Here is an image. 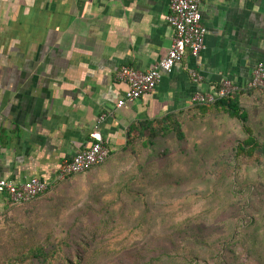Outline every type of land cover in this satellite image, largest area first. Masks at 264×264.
I'll use <instances>...</instances> for the list:
<instances>
[{
  "label": "crops",
  "instance_id": "1",
  "mask_svg": "<svg viewBox=\"0 0 264 264\" xmlns=\"http://www.w3.org/2000/svg\"><path fill=\"white\" fill-rule=\"evenodd\" d=\"M168 11L169 0H0V176L52 181L63 160L90 147L94 129L110 151L102 164L55 181L28 203L11 205L0 193V217L28 206L60 216L76 208L69 200L94 189L106 193V184H120L133 127L173 114L184 122L226 115L201 116L193 103L223 79L242 91L238 101L250 117L246 103L261 102L248 85L264 63V0H201L205 49L163 72L152 93L116 106L128 88L116 78L119 69L145 72L170 49ZM191 68L200 83L191 80ZM96 198L88 195V204Z\"/></svg>",
  "mask_w": 264,
  "mask_h": 264
},
{
  "label": "rangeland",
  "instance_id": "2",
  "mask_svg": "<svg viewBox=\"0 0 264 264\" xmlns=\"http://www.w3.org/2000/svg\"><path fill=\"white\" fill-rule=\"evenodd\" d=\"M262 92L253 90L261 102L246 107L264 142ZM181 122V140L174 133L146 146L138 139L125 156L120 184L88 193L99 197L92 204L84 194L60 216L38 215L32 206L1 216L0 264L40 250L47 264H111L127 261L121 254L133 242L146 264H189L184 258L191 255L199 264H264V159L235 156V142L245 134L227 114ZM215 127L222 136L213 134Z\"/></svg>",
  "mask_w": 264,
  "mask_h": 264
},
{
  "label": "built area",
  "instance_id": "3",
  "mask_svg": "<svg viewBox=\"0 0 264 264\" xmlns=\"http://www.w3.org/2000/svg\"><path fill=\"white\" fill-rule=\"evenodd\" d=\"M200 2L201 0H169L166 20L174 31L170 49L160 61L145 72L126 65L119 69L116 78L125 82L128 88L123 97L117 101L116 106L122 107L143 95L152 93L163 72L171 71L173 66L186 55L197 57L205 49L207 30L202 23ZM188 74L193 82H201L202 76L195 69H189ZM248 88L264 89L263 62L257 63L253 69ZM238 90L229 79H223L213 93L197 92L193 96V103L198 106L211 104L218 99L231 96ZM103 119L104 116H101L98 122ZM90 137L94 140L90 147L78 152L71 159L63 160L52 181L30 177L22 183H14L0 176V193L6 195L11 205L28 203L46 193L55 181H62L70 175L88 171L102 164L108 159L110 151L96 129L90 133Z\"/></svg>",
  "mask_w": 264,
  "mask_h": 264
},
{
  "label": "trees",
  "instance_id": "4",
  "mask_svg": "<svg viewBox=\"0 0 264 264\" xmlns=\"http://www.w3.org/2000/svg\"><path fill=\"white\" fill-rule=\"evenodd\" d=\"M258 88H251V90H255ZM250 90V89H249ZM242 92V91H241ZM239 90L232 94L229 97L218 99L217 101L206 104L200 105L197 107L199 109V113L201 116H205L206 114L210 113L211 111H218L227 114L232 119H238L244 131L245 136L240 139L235 146V156L237 158H246L248 160H253L254 162H262L264 159V142L260 141L256 136L253 127L248 123L249 114L246 110H244L238 101V94L241 93ZM136 133L130 132L128 134V142L127 148L131 152L134 150V146L137 143V140L144 137L146 139L145 146L150 144L152 140L156 138H160L170 133L176 134L177 138L180 140L184 137V131L182 127V122L180 119L175 115H169L164 118L160 119H153L139 123L132 129ZM167 238L168 241L171 237L164 236ZM69 244V243H68ZM207 245V243H206ZM70 246V244H69ZM67 247V243L65 244V248ZM65 248L60 249L61 253L65 252ZM139 248L136 246L135 242H133L127 249H125L121 256L126 257L127 261L119 260L117 262L112 261L111 264H146L149 263L146 257L142 256L141 252H138ZM29 254V259L20 258L21 262L18 260H13L10 264H47L45 255L43 252L40 251H32ZM56 255H52V259ZM23 259V261H22ZM25 260V263H23ZM40 260V263H38ZM68 264L70 261L65 259ZM184 261L189 264H199L201 259L196 255H191L184 258ZM167 264H170L167 262Z\"/></svg>",
  "mask_w": 264,
  "mask_h": 264
}]
</instances>
